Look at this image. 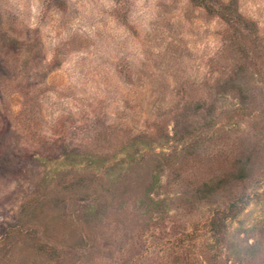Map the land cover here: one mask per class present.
I'll list each match as a JSON object with an SVG mask.
<instances>
[{"label":"rangeland","instance_id":"374dc122","mask_svg":"<svg viewBox=\"0 0 264 264\" xmlns=\"http://www.w3.org/2000/svg\"><path fill=\"white\" fill-rule=\"evenodd\" d=\"M57 30L0 13V264H264V0H159L119 51ZM85 82L110 105L66 115Z\"/></svg>","mask_w":264,"mask_h":264},{"label":"clouds","instance_id":"9594fccd","mask_svg":"<svg viewBox=\"0 0 264 264\" xmlns=\"http://www.w3.org/2000/svg\"><path fill=\"white\" fill-rule=\"evenodd\" d=\"M51 0H7L0 2V13L10 17L12 22H20L32 31H46L52 25L57 26V35H63V43L67 44L74 36H85L91 41L103 44L109 52L119 51L127 43L112 39L119 36L114 26L125 33L136 35L137 26L150 25L156 18L159 0H127L125 13L118 18L114 10H118V0H79L75 5L79 15L73 21H64V11L59 5L50 6ZM91 21V22H90ZM109 44L111 47H109ZM106 57L108 53L104 54ZM107 89L103 85H81L78 94L70 97L72 103L65 105L66 115L74 118H85L88 113L110 105ZM254 243V241H253Z\"/></svg>","mask_w":264,"mask_h":264},{"label":"trees","instance_id":"16d2710c","mask_svg":"<svg viewBox=\"0 0 264 264\" xmlns=\"http://www.w3.org/2000/svg\"><path fill=\"white\" fill-rule=\"evenodd\" d=\"M205 1V0H204ZM204 4L203 5H205V7H206V3L205 2H203ZM207 184V183H206ZM207 186V185H206Z\"/></svg>","mask_w":264,"mask_h":264}]
</instances>
